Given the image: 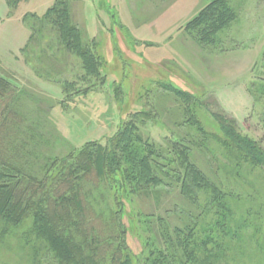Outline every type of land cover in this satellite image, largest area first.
<instances>
[{
    "label": "rangeland",
    "instance_id": "1",
    "mask_svg": "<svg viewBox=\"0 0 264 264\" xmlns=\"http://www.w3.org/2000/svg\"><path fill=\"white\" fill-rule=\"evenodd\" d=\"M57 1L1 0L7 15L0 24L10 23L8 31L0 27V75L23 117L15 151L26 171L42 175L47 163L91 142L108 144L135 121L166 156L174 157L171 146L182 148L219 183L227 203L212 206L211 189L188 192L184 171L167 166L165 184L125 198L132 264L161 250L172 264H264V165L224 143L233 125L264 151V0H69L73 22L101 63L93 77L47 22ZM227 8L234 17L216 29L208 28L210 14L198 20L206 9L214 18ZM110 197L96 191L93 202L109 214ZM207 235L206 248L193 251ZM40 252V264H55L45 246ZM3 258L24 264L18 247Z\"/></svg>",
    "mask_w": 264,
    "mask_h": 264
},
{
    "label": "trees",
    "instance_id": "2",
    "mask_svg": "<svg viewBox=\"0 0 264 264\" xmlns=\"http://www.w3.org/2000/svg\"><path fill=\"white\" fill-rule=\"evenodd\" d=\"M8 1L14 6L21 2ZM216 10L214 14L219 12V15L214 18L208 9L202 11L199 22L204 24L203 18L210 14L213 23H208V28L216 29L223 24L225 16L228 21L234 17L231 8L222 11L228 12L224 16L221 10ZM46 19L57 29L65 50L82 59L87 75L99 76L101 63L93 46L84 42L81 30L73 22L69 0H58L47 12ZM260 93L264 97L263 86ZM13 102L12 85L0 75V264H18L16 260L9 262L3 258L6 248L15 247L23 250L24 264H40L41 246H45L55 264H132L126 244L128 229L123 222L125 198L165 184L167 166L172 171H184L183 184L188 192L211 189L212 206L224 208L227 203L219 183L192 163L182 148L171 146L174 157L166 156L162 149L144 139L135 121L126 124L108 144L91 142L61 161L47 163L42 175L29 174L22 165L21 153L15 151V140L19 139L15 127L23 122V117ZM230 127L224 143L235 146L250 162L264 165L261 147L243 137L233 125ZM200 130L205 134V129ZM176 161L178 164L173 165ZM57 164L58 168L53 170ZM236 165L239 167L240 162ZM96 191L111 194L115 209L109 214L93 202ZM212 239V235L198 239L193 251L205 249ZM180 246L186 249L184 256L193 255L182 243ZM146 264L172 262L161 250L157 255L151 254Z\"/></svg>",
    "mask_w": 264,
    "mask_h": 264
},
{
    "label": "crops",
    "instance_id": "3",
    "mask_svg": "<svg viewBox=\"0 0 264 264\" xmlns=\"http://www.w3.org/2000/svg\"><path fill=\"white\" fill-rule=\"evenodd\" d=\"M52 2H50L49 4H51ZM5 10V11H4ZM0 11H2V12H0V19H5L6 18V15H7V11H6V4L5 5H2L1 4V0H0ZM8 23H10V22H2L0 25V27H1V29H3L4 31H8V26L9 25H6V24H8ZM7 28V29H6Z\"/></svg>",
    "mask_w": 264,
    "mask_h": 264
}]
</instances>
